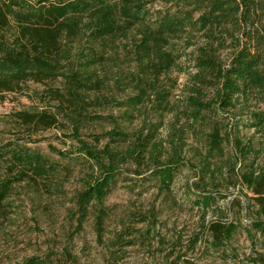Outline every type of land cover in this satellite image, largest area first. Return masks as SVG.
<instances>
[{
    "label": "trees",
    "instance_id": "1",
    "mask_svg": "<svg viewBox=\"0 0 264 264\" xmlns=\"http://www.w3.org/2000/svg\"><path fill=\"white\" fill-rule=\"evenodd\" d=\"M155 1L0 0V99L16 93L41 104L8 116L18 132L66 131L72 149L48 148L60 160L89 163L70 210L78 229L92 217L98 234L111 214L106 196L124 178L126 166L135 165L136 175L143 174V167L148 173L141 185L153 181L160 194H169L186 166L183 149L192 132L205 150L197 183L214 187L229 138L233 157L224 161L233 172L229 178L246 190L250 220L203 216L186 244L177 234L173 246L185 247L184 255L192 253L176 256L170 264H200L201 257L232 251L231 241L240 230L250 239L264 240V0H163L157 9L151 6ZM193 32H201L202 43L178 105L172 101L176 79L171 72L192 45ZM225 48L231 49L228 63L219 57ZM111 72L116 74L114 86H108ZM49 81L59 86L29 92L30 83ZM113 87H121L125 95L117 97ZM101 122L111 126L101 134L103 144L87 140L84 130ZM162 126L165 139L159 138ZM245 129L250 136L242 135ZM21 140L0 141V218L16 184H26L34 196L40 195V183L47 193L61 195L70 173L68 164ZM197 199L206 210L214 197L204 191ZM137 215V222L146 223L140 229L144 239L159 234L154 207ZM125 230L111 240L112 261L123 257L115 256L112 247L131 235ZM248 259L264 264V254ZM12 264H79V258L65 246Z\"/></svg>",
    "mask_w": 264,
    "mask_h": 264
},
{
    "label": "rangeland",
    "instance_id": "2",
    "mask_svg": "<svg viewBox=\"0 0 264 264\" xmlns=\"http://www.w3.org/2000/svg\"><path fill=\"white\" fill-rule=\"evenodd\" d=\"M165 4L163 0L155 1L151 6L160 8ZM192 45L185 50V55L180 58V65L171 72L176 79L172 101L181 105L186 96L185 84L188 82L189 73L195 71V49L202 43L201 32H193ZM231 49L225 48L219 51V57L224 63H228ZM126 65H123L125 69ZM115 70V68L113 69ZM115 73L111 72L109 85L114 86ZM48 86L58 87V81H49L47 85L30 83L29 92L36 90L41 93ZM129 91V90H127ZM113 93L121 98L125 95L121 87H113ZM40 106L37 100H29L24 95L9 93L4 99H0V141H6L15 137H21V142L39 149L51 159L59 160L61 164H68L70 173L63 184V193L57 195L47 193L43 183L39 184L40 195L34 196L30 188L24 184H16L12 189L6 208L0 218V260L5 264L20 262L32 255H43L46 252H60L65 246H71L72 251L78 256L79 264H170L176 256H191V251L186 255L185 247L173 246L175 236L181 237L186 244L193 232L198 231L200 221L222 216L225 219H239L247 223L250 219L245 211L246 190L241 191L238 184L229 178L233 172L228 169L226 160L233 157L232 141L229 138L224 143V155L219 158L222 166V175H217V185L205 186L197 183L201 154L205 153L202 143L197 141L198 136L188 133V144L183 149L186 166L174 178L169 194L159 193L156 183L146 181L141 185V177L148 172L143 170L142 175H136L133 171L135 165L126 166L124 178H120L109 194L105 204L110 208L111 214L105 222L102 234H98L90 217L78 229L76 216L72 211V196L81 188V178L86 172H90L89 163L83 158L72 161L60 160L49 151L48 146L53 145L59 149H72L69 138L65 137L64 130L51 127L37 132L14 129L9 115L18 110H28L32 106ZM110 109H106L104 114ZM111 112H116L115 110ZM227 121L231 117H225ZM226 121V122H227ZM183 122L181 119L180 123ZM139 124V120L133 123ZM111 126L106 122L92 124L84 130L85 138L89 141L98 140L103 144L101 134ZM165 126L159 129V138H166ZM242 135L250 136V130H241ZM228 134V132H227ZM231 136L234 134L230 132ZM200 149V151L197 150ZM264 164V157L260 159ZM238 168V166H236ZM210 178V177H209ZM209 178L207 180H209ZM212 193L214 200L206 210H202L198 204L197 196L200 192ZM240 199V200H236ZM150 207L157 211L159 234L148 240L140 235V229L145 228L146 223L137 222L138 213H144ZM125 228H128L125 230ZM125 230L131 235L120 239V247H112L117 250L115 256H123L117 261L110 260L109 245L115 239L117 233ZM125 233V232H124ZM160 236V237H159ZM232 251L214 252L208 257L197 260L200 264H261L251 262L248 257L264 254V240L250 239L244 230H240L231 241ZM166 256H170L165 260ZM196 256V255H195Z\"/></svg>",
    "mask_w": 264,
    "mask_h": 264
}]
</instances>
